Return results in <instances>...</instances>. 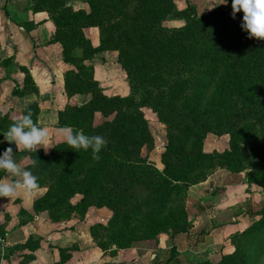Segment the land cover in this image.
<instances>
[{
	"label": "rangeland",
	"instance_id": "obj_1",
	"mask_svg": "<svg viewBox=\"0 0 264 264\" xmlns=\"http://www.w3.org/2000/svg\"><path fill=\"white\" fill-rule=\"evenodd\" d=\"M6 2L0 0L1 22L8 16ZM221 3L29 0L27 6H21L28 7L29 18H34L31 26L49 22L48 32L39 31L41 38L32 39L37 43L34 48L44 52L47 61L52 56L50 64L55 63L54 73L50 66L45 70L40 65L33 72L41 97L53 92L44 81H56L57 71L63 86L72 74L82 73L86 81H75L68 89L78 95L70 97L64 118L85 135L102 136L111 146L101 150L98 159L93 158L91 149L53 151L55 135L49 131L47 154L45 149L14 153L18 159L25 153L32 160L38 159L32 168L39 184L30 198L33 208L34 199L54 194L61 203L57 206L59 212L49 216V209H44V216L55 221L75 218L78 225L84 226L88 220L93 223V216L106 220V214L102 216L97 206L87 205L93 201L94 188L104 195L110 188L114 193L121 188L128 190L140 195L141 204L146 206L160 203L169 195L168 209L178 213L147 218L160 219L157 226L162 228L181 229L189 240L179 251L169 249L163 256L158 252L160 264H264V41L248 38L240 27L243 14L232 17V0ZM16 10L13 15L18 16ZM0 40L12 49L2 27ZM50 46H55L53 55ZM1 49L0 81L11 74H30L14 62L15 48L10 57ZM64 50L71 57L70 63L63 58ZM59 55L60 66L56 64ZM223 59L226 68L216 76L215 67ZM80 64L83 68L77 70ZM219 78L225 84L236 81L225 91L232 89L234 95L198 109L201 95L210 82ZM101 94L116 101L103 105L99 102ZM27 95L29 105L37 107L33 97L38 92ZM3 143L11 146L4 139ZM48 155L55 157L52 164L42 162ZM136 157L153 164L158 177L166 173L174 178L186 171L190 175L184 187L178 189H167L157 176L140 179L139 186L132 185L126 181L128 175H142L138 170H128ZM57 159H62L60 165ZM119 163L122 167L116 168ZM98 169L102 174L112 170L113 181L94 182ZM84 192L92 196L86 194L85 198ZM155 192L158 197L153 195ZM147 193L152 195L148 197ZM116 195L115 206L120 209L125 200ZM180 204L184 207L181 214ZM4 207L0 205V209ZM197 211L202 212V219H196ZM128 218L134 223L137 214H129ZM122 221L120 214L113 235L120 232ZM211 226L221 228L217 237L206 233ZM105 228L104 222L94 230L104 244ZM90 229L93 234V226ZM0 244V260L3 258L5 264L14 248L4 247L1 240ZM186 248L190 254L184 257L180 252Z\"/></svg>",
	"mask_w": 264,
	"mask_h": 264
},
{
	"label": "crops",
	"instance_id": "obj_2",
	"mask_svg": "<svg viewBox=\"0 0 264 264\" xmlns=\"http://www.w3.org/2000/svg\"><path fill=\"white\" fill-rule=\"evenodd\" d=\"M28 1L7 0L8 16L3 18L6 21H0V27L4 29V35L8 37L12 45V49H10L5 41L0 40V49L2 48V51L8 53L7 57H10L14 54L13 49L15 48L14 62L21 68V71L27 70L30 72L29 75L21 73L14 77L12 74L7 75L6 79L0 81V152L7 148L3 143V134L10 124L26 114V109L30 104L27 98L29 95L19 96V94H14L16 89L22 90L24 76L31 79L35 90L38 92L37 97H33L37 102L38 109L37 113L32 116L33 121L38 126L46 127L51 134L55 135L53 138L54 146L65 143L57 134V129L61 127L58 124V119L59 113L69 105L71 98H68L64 90L61 82L63 81L62 75L59 76V71L56 72V81H44L45 85L53 92L48 95L44 94L41 97L39 82L34 76L35 69L40 65L42 69L47 70L50 66L54 73L55 63H53L54 65L50 64L52 56L49 55L47 61L44 52L42 53L39 48H34L36 42L32 39L35 36L41 38L38 34L42 31L44 33L48 32L46 27H48L47 23L49 22H43L39 26H31L30 23L34 21V18H29L31 15L28 7L21 9L22 5L27 6ZM14 9L19 12L18 16L13 15ZM0 20H2L1 17ZM18 24L20 26H17ZM51 32L49 31L50 34ZM49 33L47 37H49ZM54 48L55 46H50L51 55L55 52ZM61 61L59 55L56 64L59 65L58 62L61 64ZM54 88L58 89L54 90ZM11 147L16 153L15 145H11ZM16 160L23 169L31 164L32 158L25 153ZM0 176H3V173H0ZM30 198L32 196H26L22 192L10 198H0V205H5V210L0 209V230L4 231V235L0 236V240L3 242L4 247L14 248V250L12 249L14 254L6 260L5 264H160L157 260L159 258L158 252H161L163 256L169 249L179 251V249H182L181 247H186L189 240L186 233L175 235L160 232L154 239L132 242L126 247L108 243L107 236H105L106 243L104 244L99 242V236L94 233V228L104 222L105 227L109 228V220L112 216L110 209L106 207L96 208L102 216L104 213L106 214V220L93 216V223L88 220L84 226H80L75 218H68V220L59 218L55 221L45 217L42 210L36 212ZM36 200L37 198L34 199V202ZM29 202L31 203L27 204ZM202 217V212L197 211L196 219H202ZM22 218L23 220H21ZM197 225L196 222L195 226ZM90 226H93V234ZM220 230L221 228L215 229L211 226L206 233L209 236L217 237ZM151 242H154V244L150 245ZM178 244L180 245L178 246ZM187 248L180 252L184 257L190 254L187 253ZM0 261V264H4L5 260L1 258Z\"/></svg>",
	"mask_w": 264,
	"mask_h": 264
},
{
	"label": "trees",
	"instance_id": "obj_3",
	"mask_svg": "<svg viewBox=\"0 0 264 264\" xmlns=\"http://www.w3.org/2000/svg\"><path fill=\"white\" fill-rule=\"evenodd\" d=\"M63 58L66 61V63L71 62V59H70L71 57L68 55V53H66L65 50L63 51ZM224 62L225 61L223 59L222 62H220V63H218V65H216V67H215V70H216L215 75L216 76H218V74H220V72L222 75V71L225 70L226 65ZM73 65H75V67H76L75 63H73ZM211 66L212 67L210 69V72L212 71V69H214L215 63L211 64ZM82 68H83V65L81 66V64H80V66H77L76 69L80 70ZM86 78H88V77H86ZM90 79H91V77H90ZM217 79H218V77H217ZM215 80L210 82V84L208 85V88L205 90V92L203 94L199 91V93L202 95L200 98V103L198 104V109H200L202 107H207L209 105L211 106L215 103H219L223 99H227L229 96L231 97L232 95H234L232 89H231V91H227V92H225V91H226V89L229 90L230 86H232L234 84V82H236V81H228L229 83L225 84L224 83L225 81H220V78H219V81H215ZM75 81H86V80L83 79V74L80 72L79 73L75 72L74 74H72L70 76V80L64 84V90H65L68 98H70L71 96H74V95L75 96L78 95V94H72L68 90L69 87L75 83ZM97 87H98V85H97ZM23 88H24V92L22 90H20L18 92V89H16L14 91V94H19V96H23V95H27L30 91L36 92L32 82H31V79L29 77H25ZM234 91L236 92L235 89H234ZM84 94H86V93H84ZM112 101H116V98L107 97V96L102 95V94H101V96H99V102L103 103V105L108 104ZM119 103H121V102H119ZM95 105L96 104H93V108L95 107ZM67 109H68V106H66L65 109L59 113L58 124L61 127L70 126L74 130H77V128L75 126L69 125L67 123V121L65 120V118H66L65 112L67 111ZM26 111L27 112L30 111L32 116H34L37 113L38 109L36 106L29 105V107H27ZM110 111H112V110H110ZM116 132H115V134H116ZM110 147L111 146L107 143L105 146H103L101 148V150L107 151ZM68 148H70V146H68L66 143H62V144L54 146L53 151H55L57 149H59L60 151L61 150L63 151V150L68 149ZM121 148H123V147H121ZM51 154H53V153H51ZM117 154H120V153L118 152ZM50 155L44 157L42 162L45 164H52L53 159L55 157L52 158ZM113 155L114 154L111 153V156H113ZM111 156H106V158H110ZM71 160L73 162L74 159H71ZM57 161H58V165H60L62 162V159H57ZM75 163H76V161H75ZM42 165H44V164H42ZM102 165H101V167H108V164L103 165V166ZM127 165H129V162H127ZM153 166H154L153 164L146 163L144 160H140L137 158V160L132 161V164H130V166H128V170L131 169L133 173L138 170V171H140V173L142 175L139 177L133 178L132 175L129 174L128 175L129 178L127 177L126 181H130L132 183V185L137 184V186H139L138 182L140 181V179H144L146 177L147 178H154L156 176L158 177V175L156 173L157 170L154 169ZM33 167L34 166H32V164H31L27 168L32 171ZM119 167L120 168L122 167V165H120V163L116 165V168H119ZM101 169H100V171H101ZM100 171H99V169L95 171L96 174L93 177L94 182L98 183L99 181H103V182H106V181L112 182L113 181L114 177H113V175H111L112 170L109 172V174H108V172L106 174L105 173L102 174ZM98 173L99 174L101 173V175L99 176ZM179 175L177 174L176 177L171 178L170 176H168L165 173V174L160 175V177H158V179L161 180L162 183H164V185L167 189H169V190L178 189L180 187H184L183 183L185 182V180L190 175V172L186 171V172H183L182 174L179 173ZM124 181L125 180L121 179V182H124ZM139 184L141 185L140 182H139ZM161 188H164V187H161ZM96 191H97V189L94 188V190H93V201H89V203H87V205L88 206H97V207H106V208L111 210L112 217L109 220V225H108L109 228H105L108 243H115L120 247H126V246L130 245L132 242L154 239V238H156V236L160 232H167L170 234H175L176 232L177 233L178 232L184 233V231H182L181 229H177V231H175L172 227L162 228L161 226H157V224H158L157 222L160 219H158L157 221H156V219L155 220L152 219L153 220L152 221L151 219L147 218L150 215L156 216L157 214L159 216L164 214V215H167L166 217H170V216H173L174 214L178 213V211L168 209L169 200H170L169 195L164 196V198L161 200L160 203H157V204L154 203L151 206H146V204H144V203L141 204L140 201L142 199H141L140 195H132V194H130V192H128V190L125 191L124 189L121 188L120 191L117 193L119 194L120 199L123 198L125 201L123 202V205L121 206V208L118 209L115 206L117 199H118V198H116L117 193H114L116 191H114L112 188H110L109 191L106 192L105 195L103 193L97 194ZM86 194L88 195V197L92 196V194H90V192L89 193L84 192V194H82V195L84 197L85 196L87 197ZM146 195L148 197H150L152 194L147 193ZM153 195L155 197H158L156 192ZM143 198H145V195ZM58 201H59V199L54 198V194L52 197L49 195L45 196L43 199L40 198L34 202V210L36 212H38V211H41L44 209H49V211H50L49 216H55V215H57V212H59V210H58L59 207H57V206L59 204H61ZM179 209H180V214H181L182 213L181 211L184 209V207L182 208V206L180 204ZM141 211L143 213H141ZM120 214L122 215V218H124V221L121 222L123 225L120 223V225H122V226H119V229H118L120 232L113 235L114 230H115L113 225L119 223L118 219L120 217ZM129 214H137V218H136L134 223H131V219L128 218ZM115 222H117V223H115ZM188 226H186V229L188 228ZM95 228H94V230H95Z\"/></svg>",
	"mask_w": 264,
	"mask_h": 264
},
{
	"label": "clouds",
	"instance_id": "obj_4",
	"mask_svg": "<svg viewBox=\"0 0 264 264\" xmlns=\"http://www.w3.org/2000/svg\"><path fill=\"white\" fill-rule=\"evenodd\" d=\"M221 4H227V0H222ZM231 9L233 18L237 13L243 14L240 27L248 34V38L264 41V0H232ZM57 134L72 149H91L94 159L99 158L97 154L106 144L102 136H88L82 130H74L70 126L58 128ZM3 137L9 145H15L17 152L21 149L37 152L43 148L47 154L49 149L46 147L49 130L38 126L30 111L10 124ZM37 161L38 159H33L32 166H35ZM0 173H3V176H0V198H10L21 192L30 197L39 189L38 177L30 169H22L19 166L11 146L0 152Z\"/></svg>",
	"mask_w": 264,
	"mask_h": 264
}]
</instances>
